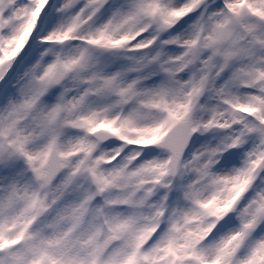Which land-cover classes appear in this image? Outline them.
Listing matches in <instances>:
<instances>
[{"label":"snow or ice","instance_id":"obj_1","mask_svg":"<svg viewBox=\"0 0 264 264\" xmlns=\"http://www.w3.org/2000/svg\"><path fill=\"white\" fill-rule=\"evenodd\" d=\"M0 264H264V0H0Z\"/></svg>","mask_w":264,"mask_h":264}]
</instances>
